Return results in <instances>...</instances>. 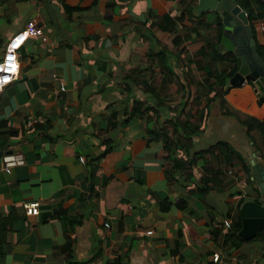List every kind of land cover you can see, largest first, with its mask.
I'll list each match as a JSON object with an SVG mask.
<instances>
[{"label": "crops", "instance_id": "crops-1", "mask_svg": "<svg viewBox=\"0 0 264 264\" xmlns=\"http://www.w3.org/2000/svg\"><path fill=\"white\" fill-rule=\"evenodd\" d=\"M196 7V0H0V58L8 40L26 33L18 73L0 89V264H264L261 234L223 242L256 193L241 164L214 146L226 141L236 163L246 157L244 134L264 160L263 137L246 134L235 118L264 119V101L249 80L215 86L219 98L200 122L191 120L201 129L185 132L178 120L189 115L171 97L178 79L203 91L201 77L213 73L207 50L189 48L191 70L185 55L154 56L177 35L181 43L212 37L218 12ZM256 39L264 44L257 29ZM11 151L25 162L4 170L1 156ZM204 181L208 189L197 191ZM32 200L39 211L27 215L22 202Z\"/></svg>", "mask_w": 264, "mask_h": 264}, {"label": "trees", "instance_id": "trees-1", "mask_svg": "<svg viewBox=\"0 0 264 264\" xmlns=\"http://www.w3.org/2000/svg\"><path fill=\"white\" fill-rule=\"evenodd\" d=\"M242 9L246 11L249 25L252 31V35L255 39L256 43V50L258 54L261 56L262 60L264 61V44H260L257 42L256 39V29H255V24L256 21L262 17H264V0H234ZM213 29V35L212 37H204V42L205 43H181L183 42V38L181 35L174 36L171 39L172 43H168L170 46L169 48L165 45H163V48L161 47V50H159L158 53H155L154 56L159 57L160 60L164 59L165 55H168V53L171 54L172 51L173 54L176 56L180 55H185V62L187 65L188 70H191V58H189L186 54H188V50L190 47H195L197 48L198 46L200 47L202 44L207 50V55L210 58V61L213 65V73L210 76H205L203 75L201 77V81L204 84V89L202 92H199L197 89H195L194 85V80L191 78L190 80H187L188 82L186 83V87H184L183 82H181L178 79V82L180 83V88L177 94H174L171 99L175 98L178 99L182 102V112L186 113L189 115V119L184 120V121H179L178 123L183 128V130L186 132L191 133H198V131L201 129L199 127V122L203 117H205L207 113V108L208 106L213 102L214 99L219 98V93L215 92V86H221L223 87L224 84L227 82L228 78L234 73L235 71V55L232 51H228L225 53H220L216 49V44L220 40L221 36V29H222V24L220 21V17L218 16V21L214 24L211 25ZM202 34V33H201ZM200 34V35H201ZM210 34V33H209ZM188 35L186 37V40L189 39V36L192 37L191 32L188 30L186 33ZM199 35V36H200ZM202 38V36H201ZM212 38V39H211ZM212 40V41H211ZM200 44V45H199ZM199 49V48H197ZM149 53L151 52V48L148 50ZM163 65H166V61H162ZM221 64H225L221 66ZM152 94L154 92L152 91ZM158 102H163L164 100L167 101V97L161 101V98L158 96L156 97ZM194 100V101H192ZM151 109L152 113L154 115H157V110L151 107H147L144 109ZM235 117V116H234ZM235 118L238 120L239 124L242 125V127L245 128L246 134L249 133L251 130L257 131L264 139V119L260 120L257 118H254L252 116H247L243 117L242 119L237 115ZM197 119L199 122L193 123L191 120ZM167 124L171 125V127L174 129L176 126V121H168ZM181 144L178 148H182L185 144L183 140H178L177 142H174L172 140L166 141V144L171 145L172 147L177 144ZM214 146L219 148V156L222 155L224 152L227 153V157L229 160V164H241L244 172L246 175H248V164L245 161V158L243 156H240L238 154V160L236 163H233L230 161V156H229V151L232 150L231 145H229L226 141H218ZM211 149V148H210ZM208 149V151L210 150ZM186 150V149H185ZM187 151V150H186ZM204 150H199L198 155H202L203 160H206V157L204 156L205 154ZM194 154H197L196 152ZM213 160H207L206 164V171L209 173H216L214 172V163H212ZM239 162V163H237ZM190 162H188L189 165ZM220 171V170H219ZM221 174V173H218ZM217 174V175H218ZM205 185L200 186L198 190L200 189H208V186L206 185V182L204 181ZM215 184V183H214ZM241 228V219L239 216H237L236 220L230 221V224L228 227L225 229L224 233L222 234L223 242L225 244H230V245H235L239 242L242 241L243 238L239 237L237 235V231ZM220 230V229H216Z\"/></svg>", "mask_w": 264, "mask_h": 264}, {"label": "water", "instance_id": "water-1", "mask_svg": "<svg viewBox=\"0 0 264 264\" xmlns=\"http://www.w3.org/2000/svg\"><path fill=\"white\" fill-rule=\"evenodd\" d=\"M196 1L198 13L206 9L218 12L222 29L216 49L220 53L232 51L235 55V71L226 86L240 85L249 80L258 99L264 101V61L256 50L246 11L234 0ZM241 143L256 197L241 203L239 214L242 225L237 235L247 239L261 234L264 239V160L259 159L257 150L253 149L244 134L241 135Z\"/></svg>", "mask_w": 264, "mask_h": 264}, {"label": "built area", "instance_id": "built-area-1", "mask_svg": "<svg viewBox=\"0 0 264 264\" xmlns=\"http://www.w3.org/2000/svg\"><path fill=\"white\" fill-rule=\"evenodd\" d=\"M255 29L264 38V17L258 19L255 24ZM26 38V33L24 30L16 33L12 39L6 42L2 56L0 58V89L8 84L16 75L17 72V50ZM25 160L22 152L11 151L2 154L1 156V168L8 170L11 167L24 164ZM22 207L24 213L27 215H32L38 213V202L23 201ZM146 234H151L152 229H146ZM218 253L213 254V259L216 260Z\"/></svg>", "mask_w": 264, "mask_h": 264}, {"label": "clouds", "instance_id": "clouds-1", "mask_svg": "<svg viewBox=\"0 0 264 264\" xmlns=\"http://www.w3.org/2000/svg\"><path fill=\"white\" fill-rule=\"evenodd\" d=\"M4 50V49H3ZM3 53V52H2Z\"/></svg>", "mask_w": 264, "mask_h": 264}]
</instances>
